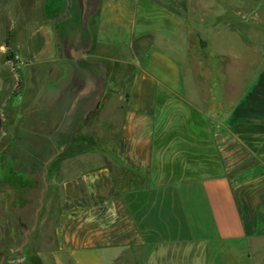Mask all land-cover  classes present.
Listing matches in <instances>:
<instances>
[{
    "label": "crops",
    "instance_id": "1",
    "mask_svg": "<svg viewBox=\"0 0 264 264\" xmlns=\"http://www.w3.org/2000/svg\"><path fill=\"white\" fill-rule=\"evenodd\" d=\"M65 1L71 21L75 15L83 18V5L92 2ZM200 2L237 13L260 3L255 20L264 19V0ZM93 3L96 23L86 29L107 51L130 50L133 71L116 80L117 55H97L114 61L111 75L98 77L101 82L73 68L71 75L41 77L54 125L55 116L88 114L80 96L88 93L89 83L106 85L95 92L101 102L93 109L104 111L106 118L99 121L91 164L62 182L56 246L48 264H264V62L229 106L224 126L217 127L214 79L193 72L187 77L181 58L154 41L142 49L140 64H131V43L143 34L164 30L176 52L188 47L181 11L198 17L197 8L160 7L157 19L132 0ZM67 24L61 26L65 34L73 25ZM59 35L55 21H37L13 48L55 70ZM4 49L0 40V116L8 94L18 93L21 85L15 67L3 58ZM68 62L73 67L74 61ZM206 83L207 107L199 104ZM114 126L111 140L106 131ZM253 157L254 166L235 181L233 169Z\"/></svg>",
    "mask_w": 264,
    "mask_h": 264
},
{
    "label": "rangeland",
    "instance_id": "2",
    "mask_svg": "<svg viewBox=\"0 0 264 264\" xmlns=\"http://www.w3.org/2000/svg\"><path fill=\"white\" fill-rule=\"evenodd\" d=\"M91 1L83 5V18L74 14L76 19L71 21L70 5L65 0H51L50 9H46V0H0V40L5 47L3 58L15 67L21 84L18 93L15 90L14 95L8 94L0 116V264L50 262L49 255L56 246L62 182L91 164L96 152L94 145L99 141V121L106 118L104 111L94 110L96 102H101L95 92L106 85L89 83L88 93L81 95L79 102L89 109L88 114L55 116L56 124H52V111L48 110L45 98L47 84H41V77L71 75L73 68L77 75L85 73L98 81L99 76L111 75V62L114 61H118V77L113 73L116 80L133 71L127 56L130 50L107 51L95 43L93 35L86 29L93 28L96 23L93 14L96 4ZM132 1L143 13L147 12V17L153 12L157 19L160 7L171 11L182 7L187 9V5L197 8L198 17L181 11L185 18L179 23H182L183 39L188 47L185 45L182 52H176V43L164 38V30H157L154 35L143 34L131 43V64H140L144 56L142 49L144 51L153 41L162 48L166 47L187 66V77L193 72L215 80L216 126H224L229 106L250 84L264 62V19L255 20V16L261 14V4H248L244 13H237L224 10L223 6L212 10L200 0H185L186 5L183 3L182 6L176 0ZM44 20L55 21L60 34L61 52L59 61L55 62V70L52 64L39 66L32 63L13 48L15 43L24 41L31 25ZM70 22L73 25L68 34L63 33L62 24ZM97 55L117 56L110 61ZM70 60L74 61L73 67L67 64ZM95 86L97 90L93 92L92 87ZM207 87V83L202 84L204 93L199 101L205 107L210 102ZM117 103L122 107L124 99ZM68 128L72 131H65ZM106 134L114 139L116 127L110 128ZM254 161L255 157L233 169L231 174L237 178L235 181L240 172L254 166Z\"/></svg>",
    "mask_w": 264,
    "mask_h": 264
},
{
    "label": "trees",
    "instance_id": "3",
    "mask_svg": "<svg viewBox=\"0 0 264 264\" xmlns=\"http://www.w3.org/2000/svg\"><path fill=\"white\" fill-rule=\"evenodd\" d=\"M51 5H52L51 0H46V3H45L46 9H50ZM19 82H20V80L18 81V85H19ZM12 95H14V93ZM1 127H2V118L0 117V128Z\"/></svg>",
    "mask_w": 264,
    "mask_h": 264
},
{
    "label": "water",
    "instance_id": "4",
    "mask_svg": "<svg viewBox=\"0 0 264 264\" xmlns=\"http://www.w3.org/2000/svg\"><path fill=\"white\" fill-rule=\"evenodd\" d=\"M13 264H21L20 262H14Z\"/></svg>",
    "mask_w": 264,
    "mask_h": 264
}]
</instances>
